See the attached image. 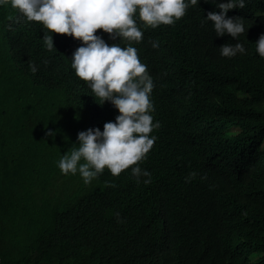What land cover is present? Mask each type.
<instances>
[{"label": "trees", "instance_id": "16d2710c", "mask_svg": "<svg viewBox=\"0 0 264 264\" xmlns=\"http://www.w3.org/2000/svg\"><path fill=\"white\" fill-rule=\"evenodd\" d=\"M208 11H219L214 0L189 4L172 25L136 19L142 39L131 43L160 122L137 162L151 182L130 165L85 184L57 162L78 131L102 130L118 110L75 75L78 38L51 32L48 50L40 22L0 5V264H264V58L254 42L264 0L226 11L248 27L235 38L245 52L232 57L218 47L235 39L215 35Z\"/></svg>", "mask_w": 264, "mask_h": 264}, {"label": "clouds", "instance_id": "9594fccd", "mask_svg": "<svg viewBox=\"0 0 264 264\" xmlns=\"http://www.w3.org/2000/svg\"><path fill=\"white\" fill-rule=\"evenodd\" d=\"M9 4L23 21H38L47 31L40 38L46 49H54L51 32L71 35L81 42L71 54V67L75 75L87 82L96 102L105 100L118 110L114 120L98 127L86 128L76 134L77 147L70 153H63L57 166L61 173L75 174L85 184L103 172L105 168L112 175L130 168L137 182H151V172L141 168L138 161L146 158L157 137L150 133L160 126L153 122V103L150 99L154 87L152 76L138 57L132 41L142 39V31L136 19L144 25L155 28L160 24L172 25L185 14L189 4L197 5L198 0H0V5ZM219 11H208L202 19L210 21L216 36L229 34L236 38L247 30L241 16H226L232 8H243L245 0H214ZM136 13V18L133 14ZM109 34L110 39L125 38L129 43H106L96 29ZM255 42L256 53L264 58V32ZM153 47H157L155 41ZM219 54L232 57L245 52L244 45L235 39L224 43ZM46 64L47 60L42 59ZM38 65L29 64V71L35 73ZM51 133V132H49ZM49 133H47L49 135ZM189 172L185 181L196 176ZM114 187L111 182L105 181ZM119 218V213H114Z\"/></svg>", "mask_w": 264, "mask_h": 264}]
</instances>
